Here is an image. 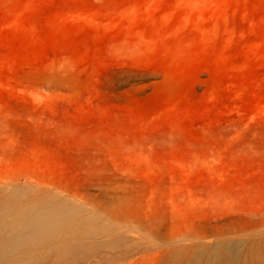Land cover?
<instances>
[{
    "label": "rangeland",
    "instance_id": "obj_1",
    "mask_svg": "<svg viewBox=\"0 0 264 264\" xmlns=\"http://www.w3.org/2000/svg\"><path fill=\"white\" fill-rule=\"evenodd\" d=\"M220 254L264 264V0H0V264Z\"/></svg>",
    "mask_w": 264,
    "mask_h": 264
},
{
    "label": "bare ground",
    "instance_id": "obj_2",
    "mask_svg": "<svg viewBox=\"0 0 264 264\" xmlns=\"http://www.w3.org/2000/svg\"><path fill=\"white\" fill-rule=\"evenodd\" d=\"M67 214L65 212L56 211L45 215H35L30 219L29 231L32 233V237H39L42 233L53 226H55L60 220L67 221ZM218 264H231L226 254H220Z\"/></svg>",
    "mask_w": 264,
    "mask_h": 264
}]
</instances>
